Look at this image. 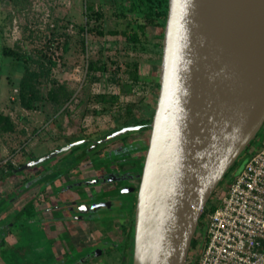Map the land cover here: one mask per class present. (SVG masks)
<instances>
[{"label":"water","instance_id":"1","mask_svg":"<svg viewBox=\"0 0 264 264\" xmlns=\"http://www.w3.org/2000/svg\"><path fill=\"white\" fill-rule=\"evenodd\" d=\"M264 125V0H168L132 264H186L202 214ZM91 141L86 152L124 133ZM58 146L21 172L84 143Z\"/></svg>","mask_w":264,"mask_h":264},{"label":"rangeland","instance_id":"2","mask_svg":"<svg viewBox=\"0 0 264 264\" xmlns=\"http://www.w3.org/2000/svg\"><path fill=\"white\" fill-rule=\"evenodd\" d=\"M149 6L152 4L148 0H0V113L9 115L16 126L11 133L0 131V178L12 167L18 168L65 143L82 138L96 140L117 127L152 118L159 93L164 35L161 19L154 14L155 24L147 23L140 41L133 42L128 37L132 25L145 17ZM6 48L22 58H11L5 53ZM103 63L107 70L91 69L92 65ZM25 78L31 79L38 94L32 109L24 108L19 100V83ZM54 82L65 84L71 92L63 104H55L48 98ZM149 135V126L120 135L102 146L103 159L113 150L121 151L122 157L141 154L144 158ZM254 140L214 191L207 209L213 208L227 190L232 172L238 175L247 158L263 147L264 125ZM83 145L75 146L74 152ZM111 155L109 162L120 170V160ZM63 158L61 155L39 165L58 164ZM83 161L80 168L75 166L69 173L61 174L64 188L90 166V158ZM99 165L105 164L100 161ZM131 167L132 164H125L126 169ZM36 168L0 179L1 184L4 182L0 193L3 188L6 190L4 201L11 197V184L23 175L33 176ZM22 199L26 200V196ZM44 214L42 222L46 220V225L49 219L57 220L51 208ZM65 223L68 225L69 221ZM120 226L121 222L116 221L118 238ZM201 227L196 232L199 250L189 254L186 264H192L201 252L204 244Z\"/></svg>","mask_w":264,"mask_h":264},{"label":"crops","instance_id":"3","mask_svg":"<svg viewBox=\"0 0 264 264\" xmlns=\"http://www.w3.org/2000/svg\"><path fill=\"white\" fill-rule=\"evenodd\" d=\"M76 149L75 147L73 151L62 154L64 158L59 160L58 164L37 165L33 176L27 174L18 178L10 186L11 197L5 201L3 192L6 190L3 188L0 193V264H50L61 260L68 245L77 250L81 249V245L87 242V234H95L99 229L100 213L110 208L93 209L86 205L89 202L86 194L91 190L88 184H79L76 189L68 183L63 189L65 180L60 179L61 174L69 173L68 171L78 163L79 158H74ZM59 157L61 155L55 158ZM97 157L98 155L94 158L90 156V159L96 160ZM64 165L67 166L62 167ZM3 184L4 182L0 183ZM82 194L85 195V200L82 199ZM23 195L26 200H20ZM58 201H64L66 206L63 205L64 208L60 209L62 205ZM28 204H32L31 208L23 209L25 205L28 207ZM51 207L57 220L49 219L50 222L46 225V220L42 222L43 214L48 213ZM66 221H69L68 225ZM110 225L111 223L106 228L110 229Z\"/></svg>","mask_w":264,"mask_h":264},{"label":"flooded vegetation","instance_id":"4","mask_svg":"<svg viewBox=\"0 0 264 264\" xmlns=\"http://www.w3.org/2000/svg\"><path fill=\"white\" fill-rule=\"evenodd\" d=\"M135 132L138 131H134L132 133ZM127 137L128 135L123 139H126ZM82 139L85 140V145H83V148L80 149V151L76 152L74 158L79 159L78 163L75 164V166H78L80 168V163H83V160L90 158V156H93L94 158L96 155H98L96 159L98 163H96L97 161L95 159H91L90 166H87V169L82 174L80 173L76 176L78 179L69 184L72 188L76 187V189L79 188V184H88V186L91 187V190H89V192H87L86 194V197L88 198L87 200L89 201L86 203V205L88 204L93 209H102L109 207L110 210L104 213H100L101 218L100 220H98L100 227L95 232L96 235L93 234L94 232L87 234V242H84V244L81 245V249L79 248L77 250V248H71L70 245H68L64 249L63 257L61 258V260L59 259L58 261L52 262L50 264H132L135 221L134 214L136 208L138 186L140 183V176L145 156L144 158H141L140 154L136 157H132L131 155L128 157H122L121 151L113 150L108 153V155H106V159H103V155L101 152L103 149L101 148L106 143L87 153L86 150L93 140L87 141L86 138ZM74 148L75 147L70 150L73 151ZM66 152L67 151L59 155H62ZM110 155L115 156L120 160V170L117 168H113V163L109 162L108 160L111 159ZM100 161H102L105 165H99ZM74 163H76V161ZM127 163L132 164V167L126 169L125 164ZM65 166L67 165H64L62 167ZM84 173L87 175V178L85 179ZM236 176V171L232 172L230 178L228 179L227 187L230 186L231 182L236 178ZM136 182L138 183L135 184ZM81 197L83 200L86 199L84 194H82ZM59 203L62 206H60ZM59 203L58 206H60V209L66 206L64 205V201H61ZM31 206L32 204H28V208L27 205H25L23 209L27 208L28 210L31 208ZM51 209H53V207H51ZM75 221L77 222L78 220ZM116 221L121 222L120 227L122 230L120 238L116 237L115 235ZM110 223V229H107L106 226H109ZM200 225L201 220L197 230H199V227H201ZM1 238L2 237L0 232V240ZM198 240L200 239L196 233L192 240L189 254L199 250Z\"/></svg>","mask_w":264,"mask_h":264},{"label":"built area","instance_id":"5","mask_svg":"<svg viewBox=\"0 0 264 264\" xmlns=\"http://www.w3.org/2000/svg\"><path fill=\"white\" fill-rule=\"evenodd\" d=\"M204 210L203 247L192 264H264V143Z\"/></svg>","mask_w":264,"mask_h":264},{"label":"trees","instance_id":"6","mask_svg":"<svg viewBox=\"0 0 264 264\" xmlns=\"http://www.w3.org/2000/svg\"><path fill=\"white\" fill-rule=\"evenodd\" d=\"M148 1H150L152 6L151 7L149 6L148 12H145V14H144L145 17L138 19L136 22V26H133L131 24L132 25L131 32L128 34V37L133 42L140 41V39H141L140 37L145 33L148 22H150L151 24H155V18H154L155 13L161 19L160 27L164 28V26H165L167 13H168V0H157L158 1L157 4L154 3V0H148ZM143 3H145V1H143ZM154 6H155V9H154ZM114 33H118V32L114 31ZM5 53L13 59L15 58V59L20 60L22 58L21 56L15 54V52L10 48H6ZM135 68H137V64H135ZM91 69L103 71V70H107L108 67H107L106 63H103L99 66L92 65ZM27 73H29V72H27ZM132 75H134L135 78L137 77L136 72L132 73ZM31 76H34V75H31ZM158 86H159V83H158ZM70 96H71L70 90L66 87L65 84H61L59 82H54L52 84V87L50 88V90L48 92L49 100L55 104L65 103L66 101L69 100ZM19 100H20L21 105L26 109H32L34 102L38 100V94L35 90L34 83L31 81V79L25 78V79L20 81V83H19ZM151 119H152L151 117L150 118H144L138 122H135L134 124H128L127 126L136 125L139 123H144L145 128H146V127H148V124L150 123ZM120 128L121 127H117L115 129L111 130V132L107 133L106 135H109V134L113 133L114 131H116ZM15 129H16V126H15V122L13 121V119L7 114L0 113V131L11 133ZM254 141L255 140H253L248 145L246 150H248L250 148V146L252 145V143H254ZM248 159L249 158H247V160ZM15 169H16V167H12L11 169H9L7 172H5L3 174V177L12 175L15 172ZM228 174H229V172L226 174V176Z\"/></svg>","mask_w":264,"mask_h":264}]
</instances>
